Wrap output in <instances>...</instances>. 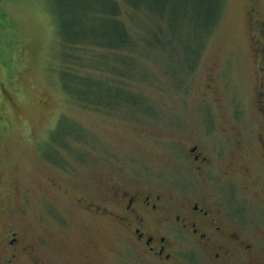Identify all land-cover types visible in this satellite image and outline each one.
I'll use <instances>...</instances> for the list:
<instances>
[{
	"label": "rangeland",
	"instance_id": "rangeland-1",
	"mask_svg": "<svg viewBox=\"0 0 264 264\" xmlns=\"http://www.w3.org/2000/svg\"><path fill=\"white\" fill-rule=\"evenodd\" d=\"M220 3L205 44L196 22L200 6L185 26L180 18L171 42L168 18L143 15L147 36L159 27L165 42L137 54L144 75L122 81L135 101L107 107L84 103L60 81L61 66L112 78L88 64L97 50L75 49L83 62L60 57L58 9L68 15L73 3L0 0V242L11 228L42 264H89L85 254L108 264L121 244L98 232L102 225L79 211L77 199L93 194L103 201L111 182L170 188L186 182L193 140L210 160L208 182L198 176L202 189L213 193L221 184L228 202L236 201L233 194L251 202L259 90L264 97L263 57L254 45L258 38L264 43L258 36L264 0Z\"/></svg>",
	"mask_w": 264,
	"mask_h": 264
},
{
	"label": "flooded vegetation",
	"instance_id": "flooded-vegetation-1",
	"mask_svg": "<svg viewBox=\"0 0 264 264\" xmlns=\"http://www.w3.org/2000/svg\"><path fill=\"white\" fill-rule=\"evenodd\" d=\"M258 36L264 39V22ZM254 49L263 57L264 43ZM259 90L253 168L247 192L251 202L235 194L228 202L222 188L211 193L202 189L198 176L208 182L209 157L194 140L186 148L189 180L175 181L173 188L158 183L111 182L107 197L88 194L77 199L79 211L102 226L99 233L120 242L108 264H264V97ZM259 99V97H258ZM241 110H237L238 117ZM236 114V115H237ZM235 141V142H234ZM240 143V140H233ZM243 148V145H240ZM243 157V155H242ZM225 183H233L225 181ZM234 184V183H233ZM198 186V187H197ZM235 193V184H234ZM20 233L7 229L0 242V264H20L24 259L42 264L34 246L24 243ZM82 258L97 264L90 254Z\"/></svg>",
	"mask_w": 264,
	"mask_h": 264
},
{
	"label": "trees",
	"instance_id": "trees-1",
	"mask_svg": "<svg viewBox=\"0 0 264 264\" xmlns=\"http://www.w3.org/2000/svg\"><path fill=\"white\" fill-rule=\"evenodd\" d=\"M58 1H63V3L70 1L74 5L67 9L68 15H66L65 9H60V6L58 9L63 35L60 43V57L63 60L68 59L67 62L81 61L83 55H76L75 49L80 47L85 50H97L95 58H93L95 62L88 59V64L92 67L95 65L97 71L102 72L103 75L106 74L112 78L115 75L121 77L118 80L97 78L93 74L94 70L92 72L85 70L84 73H79L76 70L61 66L60 81L62 87L72 96H82L84 103L96 106L101 103H108L106 104L107 107L115 105L114 100H118L116 105L120 107H125L128 103L135 101L134 96L130 98L135 95V92L124 86L122 81L144 75L138 65L139 57L137 54L146 52L145 47H153L165 42L159 27L152 29L151 36H147L142 20L143 15L154 12L161 19L168 18L167 21L170 25L168 35H170L171 40L167 42H171L173 38L176 39L175 26L180 18L182 21L178 26H185L184 22L187 17L195 14L194 11H198L200 6L201 11L199 13L202 15L196 22L198 27L203 30L198 35L200 36L199 41L205 44L221 13L220 0ZM133 22L137 23V27L139 26L137 31L135 30L136 32L132 28ZM134 28L136 29V27ZM198 53L196 59L194 58L195 60L192 61L193 65L190 66V70L195 67L198 61ZM65 64L66 61H64ZM172 72L169 71V74L175 80ZM129 106H133V104Z\"/></svg>",
	"mask_w": 264,
	"mask_h": 264
}]
</instances>
